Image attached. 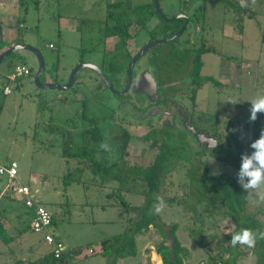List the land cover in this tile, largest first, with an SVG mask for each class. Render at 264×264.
I'll use <instances>...</instances> for the list:
<instances>
[{"label":"rangeland","instance_id":"1","mask_svg":"<svg viewBox=\"0 0 264 264\" xmlns=\"http://www.w3.org/2000/svg\"><path fill=\"white\" fill-rule=\"evenodd\" d=\"M119 1L128 9L152 0H0V51L18 44L38 48L45 65L40 79L42 83H65L81 59L83 63L96 66H101L103 61L107 66V62L113 60L116 65L112 54L117 38L102 37L101 19L106 14V5ZM159 7L167 17L180 14L183 10L187 15L195 16L199 21H195L196 25L201 26V21H205L203 23L207 28L201 34L211 51L201 57L203 65L200 73L202 79L208 76L211 79L205 81L198 91L196 114L206 115L208 119L203 118L205 125L202 127L209 133H213L216 127L212 117L215 113L222 120L238 114L241 121V152L223 150L217 146L203 152L192 138L179 139L176 132L170 133L167 146L181 155L173 156L170 160L172 164L167 167L164 185L157 193L152 208L165 230L177 223V238L186 251V264H198L201 259L215 253L214 237L220 239L221 244L226 241L227 246L233 249L228 264H247L244 256L239 257V252L251 247L236 248L231 244V239H224L220 234V231L228 230L229 225L232 227L229 222L220 221L227 210L224 201H219L213 207L200 202V196L209 194L204 190L196 191L194 186L198 181L193 179L224 175L240 181L242 186L250 180V177L239 174L240 158L241 154L253 155L252 152H245L252 140V126H258V135L264 129V113H257L254 122L248 119L251 101L264 97V44L261 42L264 0H159ZM246 9L255 13L248 15ZM174 20L165 24L160 17H152L146 27L127 42L126 49L131 55L136 54L150 39V31L153 30L155 38L162 37L165 34L163 26L173 28ZM189 29L177 39L154 45L137 61V71L140 66L149 67L154 80L165 87L164 94L165 91L175 93L184 90L188 84V72L194 68L193 53L184 42L191 33ZM195 34L194 28L192 35ZM199 38L197 35L196 40ZM152 50H155L153 56L147 57ZM120 63L123 69L126 63ZM0 65L2 71H8L15 65H24L30 71L29 75L10 86L7 95L2 93L4 84L0 85V164L15 161L20 182L28 184L36 200L46 206L51 215L57 216L58 222L52 225V232L61 239L66 255L75 253L74 259L63 261V264H113L116 259L114 253L111 252L110 256L100 253L108 245H102V241L124 232L129 234L128 217L136 215L134 211H127L121 200L131 206H140L144 202L145 183L139 178L132 180L131 176H125L127 167L148 166L162 140L154 147L150 146L153 139H143L149 127L145 129V126L131 123L130 133L135 136L130 139L127 155L123 159L117 152V139L122 129L114 125L112 116L116 101L105 102L115 99V96L103 90L100 81L82 77L69 89H39L34 83L37 59L26 50L11 54ZM231 68L235 69L236 74L230 72ZM78 74L91 76L94 71L83 69ZM224 81H230L232 85L230 82L229 85L223 84ZM178 95L179 102L187 103L190 97L189 91L179 92ZM126 98L129 99L128 95ZM136 98L139 102L143 101L141 96ZM84 118L99 120L98 126L104 139L95 145L89 142V145L98 149L94 152L98 163L104 166L116 163L111 172L94 171L89 166L90 157L77 154L84 143L80 134L86 124ZM217 130L225 131L224 127ZM223 141L224 146L228 147L226 140ZM183 146H188L190 150H183ZM233 146L228 149H233ZM184 154L190 156V161L183 157ZM67 173L71 178H66ZM117 174L122 178L119 179ZM0 180L4 192L6 180L4 177H0ZM248 191L252 195L249 196L245 212L261 221L264 228V182L255 188H246ZM1 198L0 210L9 196L2 195ZM9 205L14 216L19 217L14 220L8 212L3 223L8 226L16 221L21 233L27 232L25 237H40L41 234L25 231L29 218L23 213V205L13 199ZM206 207L208 210L204 211ZM229 221L233 222L231 218ZM218 222L222 224L219 231L216 228L219 227ZM148 229L151 230L146 229L142 235H136L138 246L142 248L145 239L149 241L145 248L156 253L158 241L155 242L154 238L157 236L159 242L161 238L155 228L149 226ZM193 232L196 234L193 235ZM198 233L201 234L200 238ZM212 235L214 237H210ZM167 243L170 244L168 237ZM5 247L0 241V248ZM47 248L45 246L44 250ZM90 249L92 251L88 252ZM136 259L129 256L125 261L127 264H137ZM14 260L12 257V260L8 258L5 261L2 256L0 264H15L11 263ZM18 261L21 260H17L16 264H27ZM255 261L253 259L249 264H255Z\"/></svg>","mask_w":264,"mask_h":264},{"label":"trees","instance_id":"2","mask_svg":"<svg viewBox=\"0 0 264 264\" xmlns=\"http://www.w3.org/2000/svg\"><path fill=\"white\" fill-rule=\"evenodd\" d=\"M220 1V0H219ZM227 4H230L228 2ZM232 4V3H231ZM124 3L119 1L117 3H108L105 9V16L101 19V24L103 27L102 37L104 39L116 37L117 41L114 44L113 49V58L116 60V65L113 60H111V64H109L110 69L118 70L120 69L122 61L127 63L131 55L129 51L126 49L127 42L133 38L134 34L138 32L140 29L146 27L152 17H159L158 13L154 7L153 0L151 2H147L138 6L129 7L128 9L124 8ZM246 11L248 15L255 13L250 9ZM202 22V21H201ZM204 22V20H203ZM202 22V23H203ZM179 22L177 23L178 26ZM204 25V24H203ZM176 26V28H177ZM175 28V29H176ZM173 28V30H175ZM132 30L133 33H132ZM151 37L154 38L155 35L153 30L149 32ZM166 36V34H164ZM261 42L264 44V23L261 28ZM206 46V43L204 44ZM208 47L206 46L203 49H198L197 53L194 56V68L191 74L193 81L195 82V87L191 90L190 101L195 99L197 96V90L200 88V77L199 72L202 68L201 54L208 51ZM91 51V50H90ZM120 52L122 54H120ZM16 66V65H15ZM56 69V67H54ZM11 70V69H10ZM211 79L210 76L207 77L208 80ZM224 79V78H223ZM20 79H18L19 81ZM227 84V83H226ZM190 105V103H189ZM214 123L216 126L213 129V137L218 140L217 147H221L223 150H229L232 152H241V144L239 142V130L241 128L240 117L237 114L234 118L221 119L218 117V114L212 116ZM203 118H207L206 115L200 116V119L203 121ZM208 119V118H207ZM86 124L83 126L80 134L84 141L83 144L79 147L80 152L77 154L90 157V168L97 172L108 173L111 172L114 166H117L116 163L111 164L110 166H104L101 163H98L94 158V152L98 151L95 147L90 146L89 142L99 143L104 139L103 134L101 133L98 123L99 120L96 118H84ZM216 121V122H215ZM219 127H224V132H219L217 129ZM252 140L251 143L259 138L258 135V126L254 124L252 126ZM226 132V133H225ZM258 132V133H257ZM131 135L127 132L122 133L117 139L119 140V144L117 146V152L124 159L127 155V146L130 142ZM153 139L150 146L154 147L158 143V139L153 136ZM228 147L224 146V141ZM144 140H149L148 137H145ZM250 143V145H251ZM88 144V146H87ZM233 146V149H228L230 146ZM248 146L246 149V153L252 152L254 154L257 149ZM158 152L154 155L151 163L145 167H127V173L125 176H131L133 179H141L144 184V202L140 206H131L126 203L123 199L121 203L126 206L127 211H134L136 213L135 216H129V221L127 225V230L130 231L129 234L126 232L117 234L112 236V238H107L102 241V245L108 244L105 248L101 250L105 256H110L111 252L114 253V257L116 259H123L129 256H135L137 253V242L135 235L143 233L149 226H152L156 229L157 234L160 236L161 241L156 245V253L159 255L162 264H185L186 259V251L180 245V242L177 239L176 231L178 228L177 223H173L167 230L163 228L158 220V215L154 212L152 206L155 201L156 195L159 192L160 188L164 185V179L166 174L168 173V165L172 164L173 156H179L181 154L176 153L175 151H171V149L167 146V142L161 141L160 145L157 146ZM210 148L209 150H211ZM214 149V148H213ZM206 149H202L201 151L205 152ZM215 155H218L216 151H214ZM179 154V155H178ZM183 154V153H182ZM198 154V153H197ZM213 156V152L211 153ZM185 156V157H184ZM251 156V154L249 155ZM188 161H190V156L188 154L183 155ZM198 161H200L198 159ZM201 163V161H200ZM202 165V164H201ZM117 177L121 179L122 177L117 174ZM66 178H71L69 173H67ZM197 178V177H196ZM129 179V178H127ZM123 180V179H122ZM197 182L194 186L196 191L204 190L208 192L209 196L205 195V193L199 197V201L202 203H207L208 206L213 207L216 203L223 200L227 210L224 211V214L227 217H230L232 221L235 223L234 230L228 235V239H232V236L236 233L240 232L242 229H248L252 231L255 236V244L251 247V251L254 253L256 257L257 264H264V238H261L260 233L264 232V228L261 226L260 222H258L255 218L248 216L245 212V204H246V196L247 192L245 188L241 185V182L238 180H234L232 177L219 175V176H209L207 179V175L205 178L199 176L198 179H193ZM209 181V183H208ZM136 182V181H135ZM133 181V183H135ZM194 183V182H193ZM192 185V184H191ZM193 187V186H192ZM6 196H9L8 199L14 200V197L11 193H4ZM40 202V201H39ZM160 202V200L158 201ZM41 203V202H40ZM42 204V203H41ZM210 207V208H211ZM26 210V209H25ZM208 208L206 207V209ZM27 211V210H26ZM131 212V213H132ZM198 216V215H197ZM3 214L0 210V241L7 245L15 237H12L5 229L3 223ZM58 222L57 216L51 215V224H56ZM28 228V226L26 227ZM194 233V232H193ZM192 233V234H193ZM167 237L170 240V244L167 243ZM58 241H60L57 237H55ZM247 246L237 244V247ZM112 247L113 249H110ZM248 247V246H247ZM231 248H228L227 251H230ZM229 258H225L222 251L217 250L215 253L210 254L203 262V264H228ZM21 262V261H18ZM11 263H17V260H14ZM201 263V262H200ZM199 263V264H200ZM27 264H63L62 259L54 258L52 252L41 256L40 258L34 261H28ZM114 264V263H113Z\"/></svg>","mask_w":264,"mask_h":264},{"label":"flooded vegetation","instance_id":"3","mask_svg":"<svg viewBox=\"0 0 264 264\" xmlns=\"http://www.w3.org/2000/svg\"><path fill=\"white\" fill-rule=\"evenodd\" d=\"M193 12H194V10L191 13H193ZM180 13L187 15L183 10H181ZM187 16L189 17L188 23L180 35L185 33L187 28L190 27L189 30L191 31V33H189L187 35L184 42L185 41L187 42L186 47H188V50L193 53V54H191V56L192 55L195 56L198 49H203L206 46L209 48L208 45H206V46L204 45L205 41H203V37L201 34L202 33L201 31L203 30V32H205L207 27H205V25H203L205 23H202L201 26L198 24L196 25L195 21H198V20L195 19V16L193 14H190ZM175 21H176V23H174L175 25H172V26L175 29L177 26V23L179 22L177 28L175 30H173V28L165 27V25H164L163 30H165L166 36L163 35L162 37H159V38L163 39V38L170 37L180 28L181 24L184 22V20L182 18H179L178 20H174V22ZM168 22H170V21H165L164 23L166 24ZM189 23H191V24L189 25ZM194 28H195L197 34L192 35ZM180 35L177 36L175 39L180 37ZM197 35H199V37H200L199 40H196ZM154 39H158V38H155V37L150 38L146 44H148L149 42H151ZM142 47H140L138 49V52L141 51ZM152 47H154V46H151L146 52H144L138 58V60L144 54L149 52V50L152 49ZM113 49H114V47H113ZM154 51L152 50V52L147 57L153 56ZM210 51L211 50L209 48L208 51H206V52H210ZM206 52H204V53H206ZM204 53H202L200 57H202ZM136 54H132V55L130 54L131 58L126 63V66L123 69H122V67H120V69H118V70L110 69L109 64H111V61L107 62V66H106V64H104L105 63L104 61L102 62L103 64H101V66H97L100 69V71H101L102 75L104 76V78L106 79V81L108 82V86L105 83H103V81L100 79V77L95 72L93 75L91 74V76L90 75L85 76L83 74L80 75L81 77H84V78L89 77L90 79H92V78L96 79L95 81H100L104 86V88H102V89L109 91L111 94H113L115 96L114 97L115 99H109L108 101H105L106 103L116 101V103L113 102L114 106H113L112 116H113L114 125L121 128L122 133L127 132L132 137H134L135 135L133 136L130 133L131 132V128H130L131 123H134V125L136 124L138 126H145V129H148V127H149V129H148L149 131L146 133V136H144L143 139L145 137H148V139H149V138L155 136L157 139H160L159 141L162 140L165 142L168 138H170L169 137L170 133L176 132L178 134L179 139H184V138H186V139L190 138L191 139L192 138V140L196 144H199L197 139H196V137L199 135L200 137H202L203 140L205 138L206 139L211 138V139L215 140V146L212 147V149L215 148L218 145V140L215 137H213L212 133H209L207 129L202 127L205 124H203L202 120L200 119V115L196 114V112H197L196 108H198L197 107V96H195V99L193 101H190V97H189L187 103L179 102L177 100V98L179 96L178 95L179 92H185L186 91V93H187V91H189L190 96L192 95L191 90L195 87V84H194L195 82L193 81V78L191 76L193 69L189 70V72H188L189 73V81H188L186 88L184 90H179L178 92H175V93L165 91V94H164L165 87L158 84L154 80V78L152 77L154 84H155V90L149 89V92L151 93V96L149 97V96L145 95L142 91L136 92L133 90L134 85H136L137 87H140L141 89L144 90L145 85L143 84V82H140V84H139L138 80H141V81L144 80L145 81V79L147 78V75L150 74L149 67H144V66L139 67L138 66L139 69L137 71L136 64H137L138 60L136 61L135 65L132 69L131 74H129L128 67H129L130 61H131L132 57L135 56ZM112 57H113V54H112ZM83 62H84L83 59H81L79 63H83ZM81 70H83V69H81ZM86 70H88V69H86ZM200 71H201V69H200ZM199 77H200L199 83L201 86L197 90V94H198V91L203 87V85H205L204 82L207 81L205 79H202V74L200 72H199ZM221 79H223V78H221ZM229 82L224 81L223 84L227 83L229 85ZM231 85H232V83H231ZM109 87H111L114 91L110 90ZM127 95L129 97V99L126 98ZM139 96H141L143 98L142 102H139L137 100L136 97H139ZM189 103H190V105H188ZM182 134H184L185 136ZM205 144H206V142L204 141V143L202 145H199L201 150L205 149ZM209 144H213V143L210 142ZM183 147H184L183 150H186V151H187V149L190 150L188 146H183Z\"/></svg>","mask_w":264,"mask_h":264},{"label":"crops","instance_id":"4","mask_svg":"<svg viewBox=\"0 0 264 264\" xmlns=\"http://www.w3.org/2000/svg\"><path fill=\"white\" fill-rule=\"evenodd\" d=\"M198 5V4H197ZM205 22V21H204ZM7 71H2V74H0V85H2V83L4 84V81H3V74H5ZM230 72H235L236 74V71L235 69L231 68ZM10 93V92H9ZM8 93V94H9ZM4 95H7V94H4ZM6 163V162H5ZM4 164V163H3ZM19 178V177H18ZM1 182V180H0ZM246 184V183H245ZM28 185V184H27ZM30 187V186H29ZM246 190V188H245ZM251 192H247V196H246V204H245V207L249 204V196L252 195V194H249ZM2 195H5L4 192H3V187L0 185V199L2 201V198L1 196ZM34 195V194H33ZM264 196V193L262 194ZM11 196L13 195H10V198ZM14 197V196H13ZM12 199V198H11ZM14 200H18L14 197ZM19 201V200H18ZM6 203H3L2 205V208H1V211H2V214L3 216L5 217L6 214L9 212V214H11V217L15 220V217L17 218L18 215L14 216V213L11 212V206L9 205V203L11 202V200L9 199L8 201H5ZM20 202V201H19ZM45 208L47 209V207L45 206ZM25 210V209H24ZM48 210V209H47ZM24 214H26V217L29 218V221H28V228H26L25 231H29V232H33L30 230V221H31V214L29 213V211H23ZM51 214V213H50ZM247 214V213H246ZM225 214H223L222 216H224ZM19 217V216H18ZM230 220V217H227L225 215L224 218H221L220 221L223 222V223H226V222H229L230 224H232V227L231 225H229V228L228 230L226 231H220V234L221 236H223L224 239H227L228 238V235L234 230L235 228V225L233 224V222L229 221ZM261 223V221H259ZM220 222H218V226H216L217 230L219 231L220 229ZM54 225V224H53ZM222 225V224H221ZM234 225V226H233ZM4 227L6 229V231L12 236V237H15L14 240H12L9 244L5 245L6 247L5 248H0V257L4 256L5 257V261L10 258V260H12V257L15 258V260H21L23 261L24 263H27L28 261H34L38 258H40L41 256L49 253L51 251V247L49 245H45V242L43 240V234L42 233H36V234H41L40 237H33V239L30 237V236H26V233L27 232H24V233H21V229L19 228L18 226V223L15 221L14 223L11 222L9 223V225L7 226V224L4 222ZM16 228V229H15ZM178 229V228H177ZM15 230H17L16 232H14ZM147 230H151V229H147ZM52 227H51V232H52ZM147 232V231H146ZM35 232H33L34 234ZM54 234V232H52ZM32 234V235H33ZM157 234V233H156ZM196 232L193 233V235H195ZM142 235V234H140ZM200 235L201 234H197V236H199L200 238ZM55 237H57L55 234H54ZM176 236H177V233H176ZM196 236V237H197ZM42 237V238H41ZM178 237V236H177ZM210 237H214L213 235L210 236ZM210 237H209V240H210ZM60 241L61 239L59 237H57ZM135 238H136V242H137V253L136 255L134 256V258H137L136 259V263L137 264H144V261H146V264H162L161 262V259L160 257H158L156 255V253H153V251L151 249H146L145 246L148 245V242L144 239L143 242H142V248H139L138 246V241H137V236L135 235ZM156 241L155 242H159L158 240V237L156 236L154 238ZM178 239V238H177ZM31 241V242H30ZM161 241V239H160ZM179 241V240H178ZM44 242V243H43ZM62 242V241H61ZM213 242L215 244V246L217 248H215L217 250H220L222 251V253L224 254V257L225 258H231L232 256V253L231 251L233 249H231L230 251H227L228 250V244L227 242L225 241L223 244H221V240L220 239H216L215 237L213 238ZM45 246H48V248L46 250H44V247ZM150 246V245H149ZM64 247V251L66 250L65 249V246L63 245ZM151 247V246H150ZM245 247V246H243ZM239 248V247H237ZM242 248V247H241ZM239 248V249H241ZM235 250V249H234ZM92 250H88V252H91ZM156 251V250H155ZM241 253L239 255V257H243L244 256V260L246 261L245 263L249 264L253 259L256 260V257L254 255V253L251 251V248H245L244 251H241L239 252ZM87 254V253H86ZM155 254V255H154ZM74 256H75V253H72L70 252L68 255H66V253L63 252V261H69V260H72L74 259ZM31 257H33V260L31 259ZM207 258V257H206ZM205 258V259H206ZM205 259H201L199 261V263L201 261H204ZM126 258L125 259H115L114 261V264H127L126 263ZM198 263V264H199ZM185 264H186V261H185ZM236 264V263H234ZM255 264H257V262L255 261Z\"/></svg>","mask_w":264,"mask_h":264},{"label":"built area","instance_id":"5","mask_svg":"<svg viewBox=\"0 0 264 264\" xmlns=\"http://www.w3.org/2000/svg\"><path fill=\"white\" fill-rule=\"evenodd\" d=\"M0 74L2 69L0 65ZM29 69L24 65H16L11 70L3 74L4 85L2 93L8 94L10 86L18 79L29 75ZM0 177H4L6 182L4 189L6 193H11L16 199L20 201L23 207L31 214L30 230L35 233H42L44 242L51 247V252L56 259L63 258L64 247L61 241H58L51 232V214L36 200L31 192L29 185L20 182L17 176V164L15 161L0 164ZM202 261L200 264H203Z\"/></svg>","mask_w":264,"mask_h":264},{"label":"water","instance_id":"6","mask_svg":"<svg viewBox=\"0 0 264 264\" xmlns=\"http://www.w3.org/2000/svg\"><path fill=\"white\" fill-rule=\"evenodd\" d=\"M153 4H154V7L158 13V16L165 20V21H172L176 18H182L184 20V23L183 25L173 34L171 35L170 37H167V38H158V39H154L152 40L151 42H149L148 44H146L140 52H138L135 56L132 57L131 61H130V64H129V67H128V72L129 74H131L132 72V69L136 63V61L138 60V58L144 53L146 52L151 46H154L156 44H159V43H163V42H166V41H170V40H173L175 39L177 36H179L182 31L184 30L185 26L187 25L188 23V19L189 17L187 15H184L183 13L181 14H172V16L170 17H167L163 14V12L161 11L160 7H159V0H153ZM1 38H2V28L0 26V41H1ZM19 50H26L30 53H32L35 58L37 59V62H38V67H37V70L34 74V83H35V86L39 89H43V90H55V89H59V90H63V89H69L73 86V84L76 82V81H79L81 80V76L78 74V71L81 70V69H89V70H93L99 77L100 79L103 81V83H105L107 86H108V82L106 81V79L104 78V76L102 75L100 69L94 65V64H91V63H78L71 71L67 81L65 83H42L40 81L43 73H44V60H43V57H42V54L40 52V50L34 46H31V45H27V44H18V45H14L6 50H2L0 51V62L4 61L6 58H8L11 54H14L15 52L19 51ZM140 82H143V84L145 85V89H141L140 87H137L136 85H134V91L136 92H139V91H142L145 95L147 96H151V93L149 92V89H153L155 90V84H154V81H153V78L150 74L147 75V78L144 80H138V83L140 84ZM110 90H113L111 87H109ZM114 91V90H113ZM152 98V97H151ZM199 145H202L204 143V141L206 142L205 144V149L207 148H212L215 146V140L213 139H202V137H200L199 135L196 137ZM210 142H214V144H209Z\"/></svg>","mask_w":264,"mask_h":264},{"label":"clouds","instance_id":"7","mask_svg":"<svg viewBox=\"0 0 264 264\" xmlns=\"http://www.w3.org/2000/svg\"><path fill=\"white\" fill-rule=\"evenodd\" d=\"M249 112V121H256L257 113H264V97H258L252 100ZM250 146L257 149V151L250 157L245 154H241L240 158V176L250 177L249 182L244 184L243 188H255L261 182H264V129L260 130L259 138L254 140ZM159 211L160 209L157 208V212ZM260 236L261 238H264V232H261ZM255 240L256 236L252 231L242 229L240 232L232 236L231 244L234 247L237 244L252 247L255 244Z\"/></svg>","mask_w":264,"mask_h":264}]
</instances>
